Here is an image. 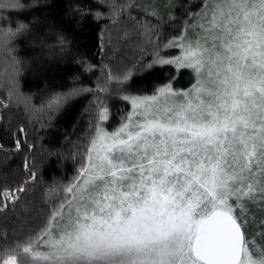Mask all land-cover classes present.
Masks as SVG:
<instances>
[{
    "label": "snow or ice",
    "instance_id": "1",
    "mask_svg": "<svg viewBox=\"0 0 264 264\" xmlns=\"http://www.w3.org/2000/svg\"><path fill=\"white\" fill-rule=\"evenodd\" d=\"M9 8L25 5L0 0V13ZM188 15L191 23L163 45L181 54L165 59L156 51L145 71L190 69L195 83L124 96L132 111L112 132L99 126L110 118L102 107L62 202L40 232L0 246V264H264V221L253 233L247 212H264V0H202ZM29 30L24 22L0 28V47ZM20 63L13 59L10 99L20 97ZM84 91L91 90L56 93L46 107L57 110ZM11 135L14 152L33 150L23 126ZM23 167L30 179L0 187V211L14 209L35 183L27 157Z\"/></svg>",
    "mask_w": 264,
    "mask_h": 264
},
{
    "label": "trees",
    "instance_id": "2",
    "mask_svg": "<svg viewBox=\"0 0 264 264\" xmlns=\"http://www.w3.org/2000/svg\"><path fill=\"white\" fill-rule=\"evenodd\" d=\"M20 3L24 9L9 8L0 13V28L11 27L13 22L30 25V30L9 48L0 47V101L11 105L7 110L0 108L4 117L0 145L5 149L0 151V187H19L30 179L23 167L26 157L36 181L26 185L27 193L14 209L0 211V246L4 247L40 232L49 222L62 202L61 190L85 163L102 107L109 109L106 125L112 131L131 109L130 101L122 99L125 95H150L169 83L175 90L191 88L195 78L190 69L177 71L164 66L149 74L145 64L151 62L156 51L161 56L176 54L177 48L165 49L163 45L181 35L185 22L191 23L188 13L200 11L202 0H171L159 14L143 9V0ZM110 6L122 11L113 16ZM97 12L101 13L99 18ZM125 32L129 33L126 42L121 39ZM154 41L161 45L159 49L153 47ZM14 58L21 62L16 78L20 97L13 95L10 99ZM129 70L132 79L120 83L118 78ZM73 89L91 91L79 93L57 110L46 107L52 95ZM21 126L27 143L34 145L32 151H13L11 133ZM247 212L255 233L256 226L264 221V212L252 206ZM260 243L256 238L257 246Z\"/></svg>",
    "mask_w": 264,
    "mask_h": 264
},
{
    "label": "rangeland",
    "instance_id": "3",
    "mask_svg": "<svg viewBox=\"0 0 264 264\" xmlns=\"http://www.w3.org/2000/svg\"><path fill=\"white\" fill-rule=\"evenodd\" d=\"M170 1L171 0H143L145 7H142V8L145 9L146 11L148 10V12H151L150 14H152V13L153 14H159V12L160 13H163L162 12L163 9L166 7V5L169 4ZM168 49H170V48H168ZM180 54H181V51H180V49H178L177 52H176V54H174V55H167V56H163L162 55V57H164L165 59H170V58L179 56ZM173 89L175 90V88H173ZM127 95H129V94H127ZM133 95H136V94H133ZM140 96H143V95H140ZM131 111H132V108L128 111V113H130ZM106 124H107V121L102 122V123H100V127L105 128L108 132H112V131L116 130L120 126V125H118L114 130L111 131Z\"/></svg>",
    "mask_w": 264,
    "mask_h": 264
}]
</instances>
